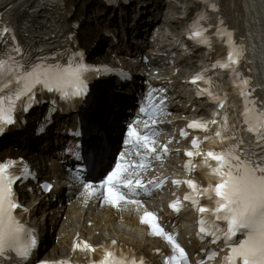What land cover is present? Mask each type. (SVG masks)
Segmentation results:
<instances>
[{"label": "snow or ice", "instance_id": "obj_1", "mask_svg": "<svg viewBox=\"0 0 264 264\" xmlns=\"http://www.w3.org/2000/svg\"><path fill=\"white\" fill-rule=\"evenodd\" d=\"M0 35L5 37L11 35L12 39H15L8 27H0ZM193 35L202 38L203 33L196 31ZM23 55L24 52L19 44L5 45V50L0 51V135L4 134L6 126L17 125L18 121L14 115L17 110L23 113L43 102V98L37 96L39 89L46 90V93H59L58 99L61 101L75 98L84 100L85 97H89L86 75L89 66L83 62L84 53L79 48L69 53V61L66 65L48 60L24 61ZM234 55L237 57L235 60ZM240 55L241 51L234 48L228 56V62L219 66L229 69L239 62ZM203 79L204 76L197 75L192 83ZM247 84L248 80L241 78V84L237 86L244 100L243 110L239 113V116L243 117L244 127L230 121L223 99L217 101L220 109L224 110L222 113H217L218 116L222 115V120L214 119L207 123L198 121L189 125L190 128L203 129L206 133H211L203 138L209 142V145H221L219 151L211 147L201 151L200 138L193 141L196 150L188 151L186 154L189 157H203L201 167L209 183L207 187H201L195 180H187L186 183L193 189V194L185 199H191L202 214L199 221L200 233L204 234L207 231L213 241L222 238L228 242L231 254L225 258V264H264V100L257 101L249 91H246ZM258 86L264 92V86ZM47 102L54 106L57 99L50 97ZM87 102L97 103L91 97ZM141 112L146 116L155 115L144 108H141ZM137 123H139L138 117L126 123L124 132L126 144H133L137 149L147 148L152 153H157V149L152 147L153 130L145 123L144 134H141L135 126ZM210 124L217 127L210 129ZM245 131L251 135L246 136ZM103 151L101 145L98 150H93L91 156L85 153L83 157L78 155L77 159L88 161V172L91 174L96 170L97 164L103 165ZM163 152L167 153L166 146ZM118 155L120 160H124L123 152ZM157 155L162 154L157 153ZM188 167L191 170V160ZM124 171H126L125 164L115 163L114 170H111L106 179L100 182V189H93L91 182L86 183V187L91 189L89 195L98 192L103 195L101 190L106 189L105 202L111 201L119 205L121 200H129L130 198L124 195L120 185L116 183ZM23 172L28 173L30 170L24 169ZM22 179L23 175L18 173L14 161L10 159L7 162H0V259L7 256L9 259L5 260V264H12L14 260L15 264H25L32 250L37 246V236L34 234L30 235L28 242L24 241L28 230L15 215L18 208L27 211L18 202L14 190L16 182ZM121 183L130 190L133 197L138 196L140 190L150 194L148 187L140 180H136L135 184L131 179ZM46 187L51 190V185ZM200 196H206L211 206L201 205ZM130 202L140 203L138 199H131ZM172 207L177 212L180 211L179 202L172 204ZM205 214L209 216L210 225L203 218ZM157 221V216L152 212H147L143 217V222L150 226L152 234L163 235L177 249V255L169 257L168 264L173 262L186 264L185 250ZM218 222H225V226L222 227ZM238 233H242L244 239L234 242ZM112 243L115 244V241ZM75 248L85 252L96 251L87 241L83 242V246L77 242ZM212 255L214 256L215 253ZM59 264L65 262L60 261ZM67 264L72 262L68 261ZM92 264H138V261L124 257L122 254L117 255L111 250H104L102 258L98 262L93 261ZM139 264L143 262L140 261Z\"/></svg>", "mask_w": 264, "mask_h": 264}, {"label": "bare ground", "instance_id": "obj_2", "mask_svg": "<svg viewBox=\"0 0 264 264\" xmlns=\"http://www.w3.org/2000/svg\"><path fill=\"white\" fill-rule=\"evenodd\" d=\"M4 1L6 0H0V5ZM15 1L16 0H12V2ZM71 4H76V0H26L22 6L23 8L20 15L22 31L24 33L31 31V33L40 40L44 39L46 35L51 36L52 34H56L55 38H50V41L47 42L49 45L56 44L58 42L56 38L61 36L63 25L66 23L64 19V22L60 24L61 15ZM224 4L230 21L241 30L245 23L248 22L250 18L254 17V11L250 6L249 0H224ZM55 22L59 24H55ZM32 28L35 31H32ZM263 36L264 34L261 32L259 38L262 39ZM91 43H93V41H91ZM108 85L109 84H106L105 87ZM100 99L107 102L110 101V97L108 98L106 95H101ZM112 108L113 106L107 104L101 109L100 117L103 123L107 121L108 115L113 112ZM118 114H121V112H118ZM33 135L34 131H32L31 128L21 134L11 135L5 140L2 146V154L12 152L16 147L20 152L25 153L28 151V148H38L41 142L46 140H43V138L34 139ZM114 141L115 140L110 141L111 144H114ZM35 156L38 157V155H33V157ZM51 158L54 157L51 155ZM44 167L43 165L42 169H44ZM53 219L54 217L50 218V224H52ZM50 241L51 238L47 236L44 246Z\"/></svg>", "mask_w": 264, "mask_h": 264}, {"label": "rangeland", "instance_id": "obj_3", "mask_svg": "<svg viewBox=\"0 0 264 264\" xmlns=\"http://www.w3.org/2000/svg\"><path fill=\"white\" fill-rule=\"evenodd\" d=\"M82 0H77V6H80V3H81ZM93 0H86V2H92ZM90 12L92 14V16H95L98 14V11H97V3H92V5L90 6ZM101 23V19L98 18V19H93L92 22L89 23V27H91L92 29H96L98 27V25Z\"/></svg>", "mask_w": 264, "mask_h": 264}]
</instances>
